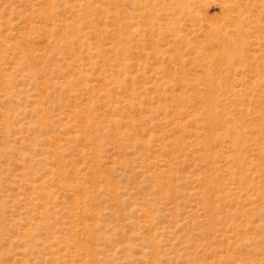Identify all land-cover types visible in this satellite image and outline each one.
<instances>
[{"label":"rangeland","instance_id":"374dc122","mask_svg":"<svg viewBox=\"0 0 264 264\" xmlns=\"http://www.w3.org/2000/svg\"><path fill=\"white\" fill-rule=\"evenodd\" d=\"M0 264H264V0H0Z\"/></svg>","mask_w":264,"mask_h":264},{"label":"bare ground","instance_id":"6f19581e","mask_svg":"<svg viewBox=\"0 0 264 264\" xmlns=\"http://www.w3.org/2000/svg\"><path fill=\"white\" fill-rule=\"evenodd\" d=\"M230 42V41H229ZM230 43H228V45H229ZM231 45V44H230ZM232 46V45H231ZM228 48V47H227ZM232 49V48H231ZM228 51V50H227ZM231 53V52H230ZM226 54H227V52H226Z\"/></svg>","mask_w":264,"mask_h":264}]
</instances>
